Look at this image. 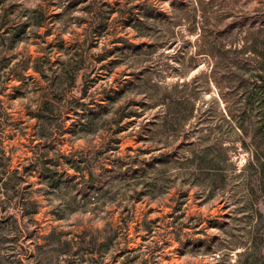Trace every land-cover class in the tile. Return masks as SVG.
I'll return each instance as SVG.
<instances>
[{
	"label": "rangeland",
	"instance_id": "374dc122",
	"mask_svg": "<svg viewBox=\"0 0 264 264\" xmlns=\"http://www.w3.org/2000/svg\"><path fill=\"white\" fill-rule=\"evenodd\" d=\"M0 104V264H264V0H0Z\"/></svg>",
	"mask_w": 264,
	"mask_h": 264
},
{
	"label": "trees",
	"instance_id": "16d2710c",
	"mask_svg": "<svg viewBox=\"0 0 264 264\" xmlns=\"http://www.w3.org/2000/svg\"><path fill=\"white\" fill-rule=\"evenodd\" d=\"M70 1L73 6H76L80 3H83L85 0H70ZM33 70L34 72L38 73L42 78H45V73L42 70L41 66L39 65V59L35 61ZM80 70L81 69L64 70L62 75H63V78L65 77L64 79L68 82L67 87H63L61 84L60 88L58 87L54 89V91L60 92L62 100H65L66 102L69 103L70 105L69 107L71 111L74 109V105L83 106V103H81L80 100L85 98V90L83 88L82 89L80 88V90L78 91L79 85L76 83V80L80 74ZM78 93H80L79 96L77 95ZM53 101L54 99L52 98L42 101L40 108L38 110V113L32 115V117L35 118L40 125L38 126L40 130L36 132L37 136H39L40 133L43 132V130L45 129L44 119L43 117H41V115H39V112L42 113L43 111L49 110V107H52ZM96 106L100 107L99 104H97ZM82 110L83 112H85L84 109ZM6 115L7 114L5 110L0 104V183H1L2 189H4V191L7 192L9 190L8 186L13 180L23 181V179L29 176V174H37V176L42 182L44 181L47 183L48 181L50 182L51 186H56V183H51V181L49 180L55 179V176H57L59 173L58 169L55 168L53 169V171L51 169H48L47 167H45V163L39 161V159H36L37 161H35L30 166L11 169V162L13 160V155L11 151L6 150V145H5V141L8 138V135L5 134V131H6V128L9 127V124L7 123V119L5 117H2ZM88 116H90V113L86 114V117ZM126 117L129 118V117H132V115L129 114V115H126ZM82 162H84V164H87L88 166V163H87L88 161H82ZM70 166H71L70 168H72L76 173L83 174V169H80L77 165H70ZM116 167L118 170H120L121 168L119 165L114 166L115 169ZM82 178H84V175L82 176ZM20 208L22 210V207ZM257 236H259V234L255 233L254 238L251 239V244L253 247H256V245H258V243H256L258 239ZM79 238H81L82 240L83 237L80 236ZM262 244H264V241L263 243H261V245Z\"/></svg>",
	"mask_w": 264,
	"mask_h": 264
}]
</instances>
